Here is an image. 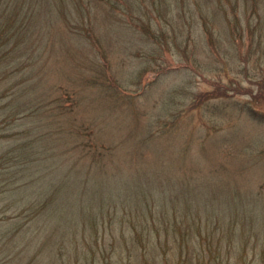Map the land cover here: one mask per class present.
<instances>
[{
  "label": "rangeland",
  "instance_id": "1",
  "mask_svg": "<svg viewBox=\"0 0 264 264\" xmlns=\"http://www.w3.org/2000/svg\"><path fill=\"white\" fill-rule=\"evenodd\" d=\"M100 13V18L108 15ZM192 33L194 52L168 55L173 70L149 87L148 94L140 91L144 83L155 81V71L126 79L117 88L109 85L112 89L105 91L89 78L100 69L90 63L91 49L95 50L92 33L85 42L89 48L77 44L73 33H50L47 46L36 52L35 63L27 70V79L35 86L29 98L34 105L42 103L40 110L50 116L28 115L26 109L0 128L6 135L0 138V264H264V57L258 59L260 49H252L244 62L236 56V43L234 59H229L226 33H221L217 51L199 19ZM122 34L114 33V38L121 42ZM92 39L96 41L94 35ZM135 47L130 42L125 52L107 53L119 75L128 74L119 60L126 57L128 61H122L129 70L130 58L141 53ZM93 59L101 61L98 56ZM164 98L170 100L167 107ZM24 99L28 95L19 94L20 108ZM33 123L38 126L29 133ZM152 130L161 136L142 147L143 158L151 164L163 160L172 175L163 165L155 185L142 170L122 179L138 162L136 146L140 148L142 137ZM39 135L44 168L41 164L35 183L53 181L59 187L48 210L29 206L19 190V148L26 143L24 136ZM102 155L108 171H119L116 163L122 167L112 183L94 173ZM40 158L32 164L39 165ZM76 163L77 168L92 170L80 176L68 169ZM74 184L76 190L66 187ZM143 197L158 201L168 212L166 221H178L174 234L183 235L184 228V234L190 231L189 239L166 235L164 229L161 249H134L132 227L120 218L123 209L110 224L115 209L103 205L138 207ZM154 235L151 232L153 241ZM96 242L104 246V257L90 250Z\"/></svg>",
  "mask_w": 264,
  "mask_h": 264
},
{
  "label": "trees",
  "instance_id": "2",
  "mask_svg": "<svg viewBox=\"0 0 264 264\" xmlns=\"http://www.w3.org/2000/svg\"><path fill=\"white\" fill-rule=\"evenodd\" d=\"M213 2L216 3V6L213 5ZM99 11H105L109 16L100 18L102 13ZM118 12L123 13V15L119 17ZM197 19L202 21L206 29L205 34L208 35L210 42L214 44L213 47L217 51L220 47L221 33H226L229 46L225 48H227L229 59H234L232 48L235 47L236 43L239 44L236 56L240 60L246 62L247 56L252 53V49L255 51L258 48L260 49L258 59L264 57V0H0V100L7 98L0 106V128L16 120L18 114L23 110L26 111V109L30 110L28 115L39 112L42 113L41 116H50L45 111L40 110L42 103L34 105L31 97L29 98L35 86L27 79L30 76L27 70H30L29 66L35 63L36 52L39 54V51L44 50L47 46V37L50 33H73L75 42L85 47H88L86 46V43L88 44L86 39L89 38V35L92 33L95 36L96 41L92 39L91 35V40L94 43L92 47L95 50L91 49L94 56L92 55L90 63L95 65L96 69L100 65V69L96 76L91 75L89 78L97 82L96 85H100L105 91L112 89L108 88L109 85L117 88L126 79L135 80L147 70L155 71L157 73L155 81L151 80L144 83L140 91L148 94L150 88L154 84L156 85V82H160V77H164L173 70V67L167 64L168 55L176 52H194L192 49L194 37L192 31ZM114 33H124L120 35L124 37L121 42L114 38ZM244 33H246V38ZM254 39H257V46L255 47L253 45V42H256ZM130 42L136 46L134 49L138 48L141 53L134 55L135 58H130V65L133 66L129 70L122 61L127 60V58L122 57L119 60L123 66L122 71L128 72V74L119 75L118 69H113L107 53L109 51L125 52ZM216 44L219 45L216 47ZM97 56L100 57L101 61L96 59ZM229 62L230 60L226 63ZM135 63L138 64L135 65ZM243 68L246 69L247 66L244 65ZM263 81H257L260 87ZM166 92L164 91L163 94ZM19 94L28 95V99H24L22 108L17 104ZM171 96L174 99V93ZM168 102L170 100L162 99L164 107H167ZM182 110L179 111L182 112ZM254 114V112L250 113L253 117ZM37 126L35 124L32 128L30 126V129H27L28 132L32 133ZM159 136H161L159 132L152 130L142 137L143 145L140 148L136 146L138 162L131 164L129 174L126 177H121L122 179L134 177L138 170H142L150 174L155 179L152 182L153 185L156 184L158 181L156 177L157 175L161 176L163 165L166 167V164H163V160H160V164H151L152 162L145 161L142 147L147 144V141ZM1 137H6V135L0 133ZM41 137L39 135L29 139L24 136L27 138L26 143L22 148H19L21 156H19L21 161L20 175L22 177L21 189L19 190H21V197L28 202L29 206L35 208L38 206V208L48 210L57 197L53 191L59 187L53 181L46 185L35 183L41 164L44 168L42 161L44 157L38 152ZM39 155L41 161L39 165L34 166L32 161H35ZM105 158L102 155L101 159L99 158L96 162L94 173L97 176L109 177L106 181L112 183L116 174L122 173L120 171L122 167L116 163L114 166L119 171H108V163L106 164ZM127 159L130 160V155ZM59 163L63 164L64 162ZM76 165L77 163L70 165L68 169L77 170L80 176L81 174H89L92 170L90 166H84L80 169ZM167 173L172 175L169 168H167ZM92 175L96 176L95 174ZM31 186L33 188L29 191ZM66 187L69 190H76V184L66 185ZM103 206L106 208L114 207L113 209H115L114 213L111 212L112 218L109 217L108 222L110 224L113 223L112 219L116 218L115 213L120 208L123 209V215L120 218L121 221L129 222L132 227L136 238L134 249L141 251H147V247L149 250L157 249L154 246L161 249L164 244L160 238V232L164 229L166 235L171 232V235L182 239V241L189 239L190 231H185L184 234V228L181 229L182 233L180 230L183 235L174 234V227L178 221L176 219H167L166 221V218L169 217L167 216L168 212L151 197L141 198L138 207H129L122 203H106ZM154 206H159V208ZM127 209L133 210L128 212ZM190 225L191 223L188 222L187 227L189 228ZM95 228L96 226L93 231L97 232ZM124 228L121 226L120 230V235L123 237L125 235ZM151 232L155 233L156 242L150 239ZM186 242L189 243L188 240ZM108 246L111 253L114 241L112 240ZM186 246L190 248L189 244ZM126 247L128 246L126 245ZM90 250H93V253L98 252L104 257L105 252L102 251L104 246L99 247L98 242L95 244V249L91 245Z\"/></svg>",
  "mask_w": 264,
  "mask_h": 264
}]
</instances>
